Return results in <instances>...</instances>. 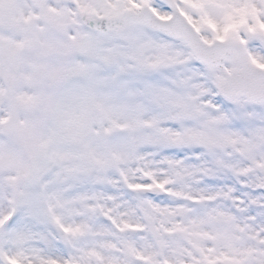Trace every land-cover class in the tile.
I'll return each instance as SVG.
<instances>
[{"label": "snow or ice", "instance_id": "obj_1", "mask_svg": "<svg viewBox=\"0 0 264 264\" xmlns=\"http://www.w3.org/2000/svg\"><path fill=\"white\" fill-rule=\"evenodd\" d=\"M0 264H264V0H0Z\"/></svg>", "mask_w": 264, "mask_h": 264}]
</instances>
